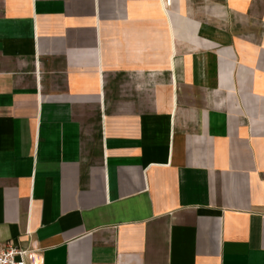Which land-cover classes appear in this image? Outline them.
<instances>
[{
    "label": "crops",
    "instance_id": "0c3cea01",
    "mask_svg": "<svg viewBox=\"0 0 264 264\" xmlns=\"http://www.w3.org/2000/svg\"><path fill=\"white\" fill-rule=\"evenodd\" d=\"M38 264H264V0H0V243Z\"/></svg>",
    "mask_w": 264,
    "mask_h": 264
},
{
    "label": "built area",
    "instance_id": "2783aa9c",
    "mask_svg": "<svg viewBox=\"0 0 264 264\" xmlns=\"http://www.w3.org/2000/svg\"><path fill=\"white\" fill-rule=\"evenodd\" d=\"M18 241L0 243V264H38L34 256L40 248L36 244L23 247Z\"/></svg>",
    "mask_w": 264,
    "mask_h": 264
}]
</instances>
